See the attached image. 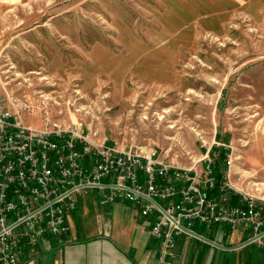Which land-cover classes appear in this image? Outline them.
Wrapping results in <instances>:
<instances>
[{
	"label": "rangeland",
	"instance_id": "rangeland-1",
	"mask_svg": "<svg viewBox=\"0 0 264 264\" xmlns=\"http://www.w3.org/2000/svg\"><path fill=\"white\" fill-rule=\"evenodd\" d=\"M0 97L25 125L183 167L229 148L231 187L264 197V0L0 6Z\"/></svg>",
	"mask_w": 264,
	"mask_h": 264
},
{
	"label": "built area",
	"instance_id": "built-area-1",
	"mask_svg": "<svg viewBox=\"0 0 264 264\" xmlns=\"http://www.w3.org/2000/svg\"><path fill=\"white\" fill-rule=\"evenodd\" d=\"M209 155L183 167L138 146L96 143L82 123L39 129L0 97V264H18L23 248L68 232L77 196L89 188L102 206L126 201L150 216L166 264L178 235L193 236L197 223L240 230L243 243L264 246V197L233 189L223 173L217 178Z\"/></svg>",
	"mask_w": 264,
	"mask_h": 264
},
{
	"label": "crops",
	"instance_id": "crops-1",
	"mask_svg": "<svg viewBox=\"0 0 264 264\" xmlns=\"http://www.w3.org/2000/svg\"><path fill=\"white\" fill-rule=\"evenodd\" d=\"M27 1L0 0V6ZM92 196L80 195L68 216V232L23 248L18 264H166L159 259V241L149 233L150 216L129 202L102 206ZM196 230L198 237L178 235L172 264H264V246L243 243L246 236L240 230L225 225Z\"/></svg>",
	"mask_w": 264,
	"mask_h": 264
},
{
	"label": "trees",
	"instance_id": "trees-1",
	"mask_svg": "<svg viewBox=\"0 0 264 264\" xmlns=\"http://www.w3.org/2000/svg\"><path fill=\"white\" fill-rule=\"evenodd\" d=\"M219 150L220 152L218 157H215L213 160V169L216 177L220 179V177L222 176V169L226 168L225 158L228 154L229 148L219 146Z\"/></svg>",
	"mask_w": 264,
	"mask_h": 264
},
{
	"label": "water",
	"instance_id": "water-1",
	"mask_svg": "<svg viewBox=\"0 0 264 264\" xmlns=\"http://www.w3.org/2000/svg\"><path fill=\"white\" fill-rule=\"evenodd\" d=\"M194 235L198 237V235H197V234H195V233H194ZM208 241H209V240H208ZM209 242H210V241H209Z\"/></svg>",
	"mask_w": 264,
	"mask_h": 264
}]
</instances>
